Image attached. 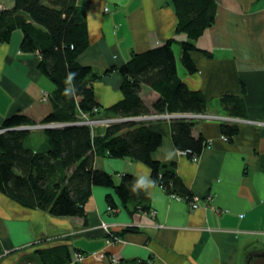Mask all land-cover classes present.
Instances as JSON below:
<instances>
[{
	"label": "crops",
	"instance_id": "crops-1",
	"mask_svg": "<svg viewBox=\"0 0 264 264\" xmlns=\"http://www.w3.org/2000/svg\"><path fill=\"white\" fill-rule=\"evenodd\" d=\"M215 1L214 22L190 51L194 72L181 57L188 35L177 31L172 0L79 2L89 42L77 60L99 74L89 80L103 109L95 116H117L109 110L125 97L117 66L133 51L172 38L178 73L190 89L203 92L208 100L204 111L238 119L229 138L221 129L224 120H195L193 134L206 141L197 159L174 145L171 119L161 120L164 137L152 156L176 162V173L191 189L192 199L164 190L144 161L96 156L95 167L112 173L117 183L125 172L153 181L146 189L148 208L133 210V200L126 207L113 186L96 185L85 203L86 217L54 216L0 191V264H122L137 258L146 264H248L251 255L264 251V0ZM14 3L3 0L6 7ZM22 36L17 28L0 43V126L17 112L43 123L57 108L52 96L56 85L40 71L41 55L21 49ZM141 94L148 105L159 96L147 85ZM84 113L76 112L78 118ZM44 142L33 144L30 138L36 149ZM109 194L116 207L107 202ZM190 202L197 205L190 207ZM62 246L70 250L65 262Z\"/></svg>",
	"mask_w": 264,
	"mask_h": 264
},
{
	"label": "trees",
	"instance_id": "trees-1",
	"mask_svg": "<svg viewBox=\"0 0 264 264\" xmlns=\"http://www.w3.org/2000/svg\"><path fill=\"white\" fill-rule=\"evenodd\" d=\"M80 0H15L12 7L0 0V43L6 42L15 29L23 32L21 49L41 55L39 69L53 80L56 88V107L44 117V122H64L63 126L43 127L45 142L36 149L30 143L31 130L17 128L21 124L36 123L23 113L5 117L0 127V191L22 205L40 207L54 216L86 217V201L94 186L114 187L122 203L134 208H148V191H133L138 177L125 172L120 182L113 174L95 167V157L128 156L144 161L152 170L153 180L164 190L192 199L191 189L176 173L175 161H161L152 154L161 144L165 124L161 119L136 120L131 117L163 112L204 111L208 100L203 92L190 89L177 69L174 40L168 39L145 51H133L128 61L117 66L123 76L124 99L109 110L115 117H124L107 126L77 123V110L92 116L103 109L95 94V80L99 74L92 67L77 60L89 42V28ZM178 14L177 31H184L182 60L190 72L195 64L190 51L196 48V39L212 25L216 17L215 0H172ZM110 70V69H109ZM72 76L69 79V76ZM91 77V78H90ZM144 85L157 91L159 96L148 105L142 98ZM131 118V119H130ZM140 119V118H139ZM76 122V123H74ZM171 135L175 146L190 156L198 154L205 145L202 135L195 136L193 119H172ZM222 132L231 136L238 124L222 123ZM111 208L117 203L111 194L106 196ZM62 261L69 258L70 250L60 247ZM57 264H63L57 262ZM122 264H146L142 259H127Z\"/></svg>",
	"mask_w": 264,
	"mask_h": 264
},
{
	"label": "built area",
	"instance_id": "built-area-1",
	"mask_svg": "<svg viewBox=\"0 0 264 264\" xmlns=\"http://www.w3.org/2000/svg\"><path fill=\"white\" fill-rule=\"evenodd\" d=\"M0 7H1V4H0ZM86 115V113H84ZM174 115H177L176 117H181V118H185L184 120L186 119H193V120H197V119H216V120H224L225 122H228V123H238L237 120H235L233 116H226V115H219V113L216 115L215 113H212V112H209V111H196V112H189V111H185V112H174V113H171V112H163V113H154L152 115H141V116H138L137 118H142V117H145V116H150V118L152 117H161V118H164V117H171V116H174ZM219 117V119H218ZM220 118H225V119H220ZM121 119H126L124 117H112L111 118V122H116V121H120ZM242 119V118H241ZM98 120H102V119H98ZM94 118H89L87 117L86 119H79V120H76L77 123H81V124H90V125H93V123H96V121H98ZM74 122V123H76ZM109 122V123H111ZM62 124H65V123H60V122H54V123H51V124H48V125H62ZM109 125V124H108ZM6 129V127H2L0 128V130H4ZM225 138H228V136H224ZM181 153L183 154H186L187 155V151H184V150H181ZM198 154H192L193 158L194 159H197ZM197 204L195 202H190V207H195ZM102 225L106 228V229H109V225L106 223V222H103ZM117 239L119 238L118 236H115ZM76 258L77 259H82V253H76Z\"/></svg>",
	"mask_w": 264,
	"mask_h": 264
},
{
	"label": "rangeland",
	"instance_id": "rangeland-1",
	"mask_svg": "<svg viewBox=\"0 0 264 264\" xmlns=\"http://www.w3.org/2000/svg\"><path fill=\"white\" fill-rule=\"evenodd\" d=\"M106 113V112H105ZM105 115V116H104ZM177 115H174V116H171V117H164V118H161V117H153L154 119H161V120H164L165 118H170L171 120L172 119H175V118H180V119H185V118H181V117H176ZM87 117H89V118H94V119H96V120H98V119H102V120H98V121H96V123H93V125L92 126H95V127H97L98 125L100 126H107L108 124H109V122H111L112 120H111V118L113 117L112 115H109V114H101V115H97V116H92L89 112H86V115L85 114H82L81 115V119H86ZM115 117V116H114ZM152 117L150 118V116H145V117H142V118H140V119H138V120H142V119H153ZM137 120V119H136ZM45 125L43 124V125H33L32 124V126H30V129L29 130H31L32 131V133L30 134V136H31V140H32V143L33 144H38V142H44V138H46V136L43 134V136H40L39 134H36L35 132H34V130L33 129H43V127H44ZM0 128H2V127H0ZM77 259V258H76ZM78 260V259H77Z\"/></svg>",
	"mask_w": 264,
	"mask_h": 264
},
{
	"label": "clouds",
	"instance_id": "clouds-1",
	"mask_svg": "<svg viewBox=\"0 0 264 264\" xmlns=\"http://www.w3.org/2000/svg\"><path fill=\"white\" fill-rule=\"evenodd\" d=\"M72 76L70 75L69 76V79H71ZM80 119V118H79ZM78 119V120H79ZM56 122V121H54ZM54 122H43V123H32L33 125H45L44 127H54V126H63L62 125H53V126H49L48 124H51V123H54ZM60 122V121H59ZM60 123H64V122H60ZM32 124H25V126H32ZM238 124V123H237ZM21 125H24V124H21ZM30 129V127L28 128ZM151 186H154V182L151 181L150 179H148L146 176H140L134 183L133 185V191H137V190H140V189H144L146 190L147 188L151 187Z\"/></svg>",
	"mask_w": 264,
	"mask_h": 264
},
{
	"label": "water",
	"instance_id": "water-1",
	"mask_svg": "<svg viewBox=\"0 0 264 264\" xmlns=\"http://www.w3.org/2000/svg\"><path fill=\"white\" fill-rule=\"evenodd\" d=\"M132 119H139L137 117H131ZM130 118V119H131ZM125 120V119H124ZM49 126H53V125H49ZM30 126H25V125H21L18 126L17 128H29ZM248 264H264V251L262 252H257V254H253L249 257L248 259Z\"/></svg>",
	"mask_w": 264,
	"mask_h": 264
},
{
	"label": "bare ground",
	"instance_id": "bare-ground-1",
	"mask_svg": "<svg viewBox=\"0 0 264 264\" xmlns=\"http://www.w3.org/2000/svg\"><path fill=\"white\" fill-rule=\"evenodd\" d=\"M217 115V114H216ZM219 115H222V114H219ZM218 119H219V117H218ZM220 119H225V118H220ZM222 122H225V121H222ZM227 135V134H226ZM228 136V135H227ZM228 138H229V136H228Z\"/></svg>",
	"mask_w": 264,
	"mask_h": 264
}]
</instances>
